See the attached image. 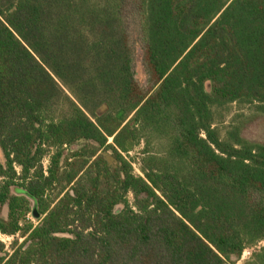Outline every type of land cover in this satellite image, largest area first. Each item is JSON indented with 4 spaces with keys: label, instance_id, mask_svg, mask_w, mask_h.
I'll use <instances>...</instances> for the list:
<instances>
[{
    "label": "trees",
    "instance_id": "obj_1",
    "mask_svg": "<svg viewBox=\"0 0 264 264\" xmlns=\"http://www.w3.org/2000/svg\"><path fill=\"white\" fill-rule=\"evenodd\" d=\"M235 103L264 111V0H0V264H264Z\"/></svg>",
    "mask_w": 264,
    "mask_h": 264
},
{
    "label": "rangeland",
    "instance_id": "obj_2",
    "mask_svg": "<svg viewBox=\"0 0 264 264\" xmlns=\"http://www.w3.org/2000/svg\"><path fill=\"white\" fill-rule=\"evenodd\" d=\"M129 21L130 43L133 54V68L135 72V78L140 86L148 90L153 86V81L151 79L145 57V41L141 32L140 25L136 18H131ZM229 125H241V132L244 137L251 141L264 143V111L259 110L257 108V105L237 103L231 105L229 114L226 117L225 122L219 124V127L224 129ZM144 147L145 143H143L135 152H133L132 155L137 158H141L142 150ZM135 169L137 173H141L138 163H135ZM130 199H132V196H130ZM3 215L5 217L7 216L6 209ZM29 218L34 224H37V220L32 215H30ZM0 237L2 241L6 243L8 248L11 242L16 238L4 234H0ZM255 250L256 248L246 249L242 255V258L236 261L235 264H243L244 261L248 259L251 256L252 252H254Z\"/></svg>",
    "mask_w": 264,
    "mask_h": 264
},
{
    "label": "built area",
    "instance_id": "obj_3",
    "mask_svg": "<svg viewBox=\"0 0 264 264\" xmlns=\"http://www.w3.org/2000/svg\"><path fill=\"white\" fill-rule=\"evenodd\" d=\"M10 247V246H9ZM7 248H8V246H7ZM9 249V248H8Z\"/></svg>",
    "mask_w": 264,
    "mask_h": 264
}]
</instances>
